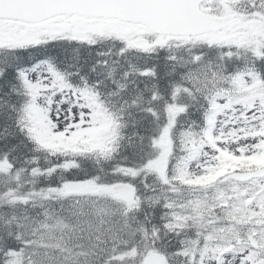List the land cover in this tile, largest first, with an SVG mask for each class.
<instances>
[{
	"label": "snow or ice",
	"instance_id": "snow-or-ice-1",
	"mask_svg": "<svg viewBox=\"0 0 264 264\" xmlns=\"http://www.w3.org/2000/svg\"><path fill=\"white\" fill-rule=\"evenodd\" d=\"M0 264H264V0H0Z\"/></svg>",
	"mask_w": 264,
	"mask_h": 264
}]
</instances>
